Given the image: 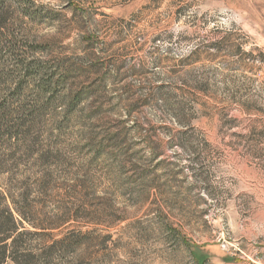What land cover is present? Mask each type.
I'll return each instance as SVG.
<instances>
[{"label": "rangeland", "instance_id": "rangeland-1", "mask_svg": "<svg viewBox=\"0 0 264 264\" xmlns=\"http://www.w3.org/2000/svg\"><path fill=\"white\" fill-rule=\"evenodd\" d=\"M0 186L83 264H264V0H0Z\"/></svg>", "mask_w": 264, "mask_h": 264}, {"label": "trees", "instance_id": "trees-1", "mask_svg": "<svg viewBox=\"0 0 264 264\" xmlns=\"http://www.w3.org/2000/svg\"><path fill=\"white\" fill-rule=\"evenodd\" d=\"M22 195L0 186V264L8 259L15 264H63L66 254L71 255L75 264H83L79 246H73L72 242L61 239L40 248L35 245L36 239L50 235L47 229L52 227L31 220V211L17 202L28 199ZM25 221L35 230L23 229Z\"/></svg>", "mask_w": 264, "mask_h": 264}]
</instances>
